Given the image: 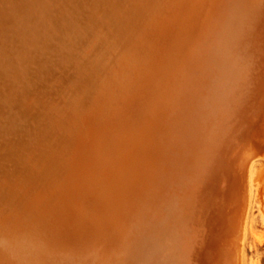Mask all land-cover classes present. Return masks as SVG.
Listing matches in <instances>:
<instances>
[{
	"label": "rangeland",
	"instance_id": "374dc122",
	"mask_svg": "<svg viewBox=\"0 0 264 264\" xmlns=\"http://www.w3.org/2000/svg\"><path fill=\"white\" fill-rule=\"evenodd\" d=\"M260 2L161 3L157 38H138L137 60L116 61V79L69 121L62 175L39 188L0 178V264H188L203 209L214 214L204 264L226 251L264 264V162L236 126L245 109L264 123L251 97L263 54L247 29Z\"/></svg>",
	"mask_w": 264,
	"mask_h": 264
},
{
	"label": "bare ground",
	"instance_id": "6f19581e",
	"mask_svg": "<svg viewBox=\"0 0 264 264\" xmlns=\"http://www.w3.org/2000/svg\"><path fill=\"white\" fill-rule=\"evenodd\" d=\"M163 1L0 0V178L39 188L62 175L64 163L58 153L68 144L69 121L92 104L110 78L116 79V61L137 60L138 38H157L154 31L164 28L158 19ZM247 20L250 41L257 42L263 54L251 94L262 104L261 114L264 0ZM149 27L152 32L145 33ZM151 53H141L143 69ZM133 66L138 71L139 62ZM123 86L117 93L122 101L133 85ZM117 107L114 115L123 114L122 106ZM5 161L22 172L16 175L13 168L3 176ZM245 218L246 214L242 228Z\"/></svg>",
	"mask_w": 264,
	"mask_h": 264
},
{
	"label": "water",
	"instance_id": "95a60500",
	"mask_svg": "<svg viewBox=\"0 0 264 264\" xmlns=\"http://www.w3.org/2000/svg\"><path fill=\"white\" fill-rule=\"evenodd\" d=\"M239 135L243 138H258V143L256 148L251 155V160H259V162H264V123L261 118H257L250 111L245 109L241 113V118L236 125ZM260 181L263 182L264 187V167L259 170ZM248 209V198L244 195L241 203V216L244 217ZM196 225L200 226L201 230L199 232L198 239L190 247L188 255L183 254L182 260L184 262L188 261V264H204L205 259L208 255V250L211 246V221L213 213L211 210L203 209L201 212H196ZM182 261V262H183ZM235 258L232 253L226 251L225 254L221 256V264H234ZM185 264V263H184Z\"/></svg>",
	"mask_w": 264,
	"mask_h": 264
}]
</instances>
